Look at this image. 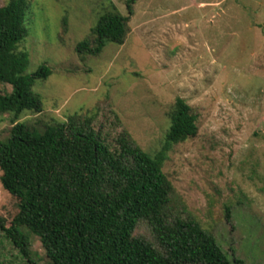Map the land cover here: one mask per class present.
Returning <instances> with one entry per match:
<instances>
[{
  "label": "rangeland",
  "instance_id": "1",
  "mask_svg": "<svg viewBox=\"0 0 264 264\" xmlns=\"http://www.w3.org/2000/svg\"><path fill=\"white\" fill-rule=\"evenodd\" d=\"M126 3L30 0L21 44L30 56L26 75L42 66L52 75L33 86L43 112H25L20 122L43 130L90 113L109 143L127 132L154 156L184 99L199 132L175 145L165 164L175 206L214 235L234 264H264V0H139L124 45L78 54L105 12L116 7L129 15ZM11 127L10 116L1 117L0 138ZM1 177L0 169V219L10 225L19 199ZM31 238L28 258L0 226L3 264H46L39 237Z\"/></svg>",
  "mask_w": 264,
  "mask_h": 264
},
{
  "label": "trees",
  "instance_id": "2",
  "mask_svg": "<svg viewBox=\"0 0 264 264\" xmlns=\"http://www.w3.org/2000/svg\"><path fill=\"white\" fill-rule=\"evenodd\" d=\"M138 1L127 0L128 16L116 7L105 12L78 54L99 56L110 43L124 45ZM29 9L30 0L0 7V84L11 87L0 88V118L9 115L12 124L0 138L1 183L19 199L11 224L0 219L7 236L28 258L31 234L39 237L46 264H234L214 235L183 218L164 171L173 147L199 132L198 116L184 99L172 109L154 156L127 132L109 143L90 113L43 130L20 122L25 112H43L33 86L52 75L47 66L26 75L30 56L21 44L29 35ZM141 225L148 234L139 232Z\"/></svg>",
  "mask_w": 264,
  "mask_h": 264
}]
</instances>
